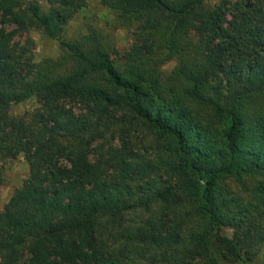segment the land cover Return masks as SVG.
Returning a JSON list of instances; mask_svg holds the SVG:
<instances>
[{
	"label": "trees",
	"instance_id": "1",
	"mask_svg": "<svg viewBox=\"0 0 264 264\" xmlns=\"http://www.w3.org/2000/svg\"><path fill=\"white\" fill-rule=\"evenodd\" d=\"M45 1L0 0V162H28L0 210V264L250 260L264 243L251 232L264 202V0H102L131 36L119 56L93 27L63 38L86 0ZM27 26L59 55L35 62L32 42L14 40ZM28 99L32 111L9 113ZM229 177L256 179L258 204L218 181Z\"/></svg>",
	"mask_w": 264,
	"mask_h": 264
},
{
	"label": "rangeland",
	"instance_id": "2",
	"mask_svg": "<svg viewBox=\"0 0 264 264\" xmlns=\"http://www.w3.org/2000/svg\"><path fill=\"white\" fill-rule=\"evenodd\" d=\"M42 10H45L47 7L45 0H37ZM209 5L217 3V0H206ZM88 27H93L95 29L101 30L103 33L108 34L110 42L117 51V56H119L123 51H125L131 44V36L128 30L124 28H119L114 22V16L112 11L102 4V0H86L85 6L82 10L76 13L65 25L63 30V38L73 39L77 36L85 33ZM12 26L7 27V29H12ZM19 36V37H18ZM30 40L33 44L32 56L35 62H39L44 58H56L60 51L58 45L55 41L47 39L40 30L35 27L27 26L20 33H16L14 40L22 43L24 40ZM174 61L169 60L164 62L160 70L163 74H168L174 66ZM37 104L33 99H28L18 104H13L9 108V113L13 116L22 115L24 112L32 111ZM227 126L226 121H222L216 124V130L222 132ZM143 139L149 138L148 133H138ZM111 145L116 143L112 140L109 142ZM107 145V144H106ZM143 147H146V144L143 143ZM250 163V158L245 156H231L230 164L235 169H240L245 167ZM28 176V162L23 157L22 154L18 155L13 160H8L0 162V210L3 208L5 203L8 201L13 191L20 187L23 180ZM219 183L225 186L229 191L235 192L241 202L251 201L254 204L256 200L253 198V195L250 193L251 187L255 185L256 179H251L243 177L240 180H236L232 177L229 178H220ZM264 201V200H263ZM261 203V202H260ZM259 203V214L255 218V222L259 223L257 227H252L251 232L254 230L264 235V202ZM223 235L230 238L232 237L233 231L231 229H223L221 231ZM261 234V235H262ZM210 247V253L218 255V252H221L220 248H216V245L208 243ZM251 251L250 260H227L224 261L219 259L216 264H264V243L262 244H252L249 247ZM213 255V254H212Z\"/></svg>",
	"mask_w": 264,
	"mask_h": 264
}]
</instances>
